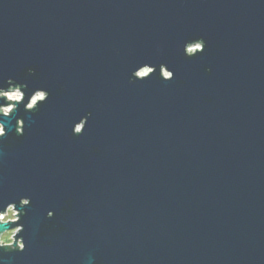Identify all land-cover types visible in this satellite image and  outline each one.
Here are the masks:
<instances>
[{
	"label": "water",
	"instance_id": "obj_1",
	"mask_svg": "<svg viewBox=\"0 0 264 264\" xmlns=\"http://www.w3.org/2000/svg\"><path fill=\"white\" fill-rule=\"evenodd\" d=\"M9 78L50 97L0 117V264H264V0H0Z\"/></svg>",
	"mask_w": 264,
	"mask_h": 264
},
{
	"label": "clouds",
	"instance_id": "obj_2",
	"mask_svg": "<svg viewBox=\"0 0 264 264\" xmlns=\"http://www.w3.org/2000/svg\"><path fill=\"white\" fill-rule=\"evenodd\" d=\"M207 42L203 37L194 38L186 41L183 46L184 54L189 57H196L205 52ZM30 72L34 70H29ZM157 71V66L144 63L138 66L133 72L132 77L134 80L149 79ZM159 73L165 81H171L175 77L173 70H170L167 64L159 65ZM7 86H0V117L10 118L11 115L18 110L19 105L23 104L25 111H35L41 103H46L50 97V93L45 88H37L31 90L28 95L27 83L18 82L15 79L9 78ZM27 99V102L25 103ZM16 132L19 135H24L26 123L22 117L17 118ZM88 124V116L82 117L76 122L72 128L74 135H82ZM7 128L3 121L0 119V141L7 136ZM2 155V152H0ZM31 205L29 197H21L19 202H9L0 206V226L14 225L13 227H4L0 230V250L3 252H24L27 244L24 236L20 235L24 231V224L21 222L26 212L23 209ZM55 212L49 210L47 216L52 218Z\"/></svg>",
	"mask_w": 264,
	"mask_h": 264
}]
</instances>
